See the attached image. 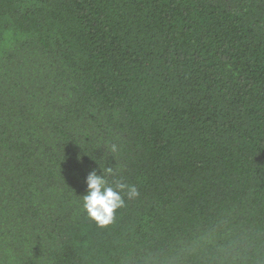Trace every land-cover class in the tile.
<instances>
[{"label":"trees","instance_id":"trees-1","mask_svg":"<svg viewBox=\"0 0 264 264\" xmlns=\"http://www.w3.org/2000/svg\"><path fill=\"white\" fill-rule=\"evenodd\" d=\"M0 264H264V0H0Z\"/></svg>","mask_w":264,"mask_h":264},{"label":"clouds","instance_id":"clouds-1","mask_svg":"<svg viewBox=\"0 0 264 264\" xmlns=\"http://www.w3.org/2000/svg\"><path fill=\"white\" fill-rule=\"evenodd\" d=\"M111 150L116 151L112 145ZM114 175L113 168L104 167L103 174L91 171L85 180L86 194L81 197L82 207L88 218L99 228H106L114 223L117 210L126 206L125 197L132 200L140 195L136 185L116 180L110 185L106 177Z\"/></svg>","mask_w":264,"mask_h":264}]
</instances>
